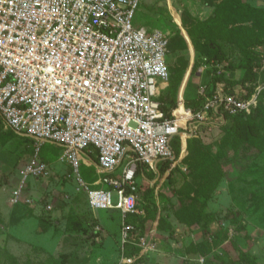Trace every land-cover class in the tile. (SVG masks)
<instances>
[{
  "label": "built area",
  "instance_id": "1",
  "mask_svg": "<svg viewBox=\"0 0 264 264\" xmlns=\"http://www.w3.org/2000/svg\"><path fill=\"white\" fill-rule=\"evenodd\" d=\"M140 4L0 0V118L35 143L11 203L33 204L24 196L28 177L50 176L39 159L42 144L64 149L61 160L82 187L80 166L87 155L103 176L86 188L90 208L119 211L123 251L129 245L141 249L132 257L124 253L123 264H140L153 249L151 239L131 238L136 229L128 222L138 214L139 167L159 174L165 162L176 161L174 140L199 138L228 117L250 115L263 90L258 86L242 98L223 83L201 86L200 107L178 105L167 114L159 98L171 81L170 39L163 31L135 26Z\"/></svg>",
  "mask_w": 264,
  "mask_h": 264
},
{
  "label": "rangeland",
  "instance_id": "2",
  "mask_svg": "<svg viewBox=\"0 0 264 264\" xmlns=\"http://www.w3.org/2000/svg\"><path fill=\"white\" fill-rule=\"evenodd\" d=\"M217 3V0H141L137 10L135 26L169 35L172 47L167 62L172 81L180 84L182 100L198 98L200 87L212 89L220 76L225 77L223 82L231 94L242 97L252 85L262 87L264 92V48L256 50L263 60V68L256 72V84L248 82L243 86L245 72L227 70L229 64H239L243 55L231 40L233 35L222 31L232 12L224 13L209 32L208 23ZM197 21L204 26L197 31L203 37L202 45L196 47L187 31H196ZM177 29L185 39L186 46L181 48H178L181 39L175 36ZM204 41L209 43V48H204ZM262 99L263 108L252 114L249 123L240 122L236 127L233 122L231 126L245 133L264 127ZM230 129V123L227 127L205 128L196 142L211 145L217 151L223 144L234 141ZM188 141L182 145V152L174 163L162 165L159 175L149 169L138 175L139 201L135 216L146 219L145 232L159 244L154 256L145 257L139 263L264 264V152L255 170L245 174L231 171L207 200L201 214L207 218L212 214L210 231L205 234L200 227L191 231L184 225V230L177 232L180 221L175 216L176 193L187 183L195 187L199 183V177L190 173L194 165L189 163ZM34 152V141L5 130L0 118V264L13 261L17 264H123V254L129 250L122 249L121 213L93 211L88 204L86 188L95 187V182L103 176L97 173L96 165L87 155L84 154L80 166V178L86 185L82 187L70 164L61 160L64 149L50 142L42 144L39 159L48 165L50 176L41 179L29 176L24 196L31 197L33 204L12 205L13 192L21 186L22 173ZM200 199L202 203L205 201L204 197ZM114 201L117 202L116 195ZM89 212H93V217ZM83 214L86 216H80ZM130 221L137 225L140 235V220L133 215ZM98 227L101 231L97 235ZM201 245H205L203 249L207 252L210 248L207 255L201 253Z\"/></svg>",
  "mask_w": 264,
  "mask_h": 264
},
{
  "label": "trees",
  "instance_id": "3",
  "mask_svg": "<svg viewBox=\"0 0 264 264\" xmlns=\"http://www.w3.org/2000/svg\"><path fill=\"white\" fill-rule=\"evenodd\" d=\"M217 2L216 10L211 16L210 22L208 23L210 25L209 32H212L211 29L214 27L213 23L220 22L222 20L224 13L232 12L230 20L225 26L222 27V31L229 32V34L233 35L231 40L236 43L243 55L239 64H229L226 68L229 71L236 72L243 70L245 72V77L242 80L243 86L248 82L256 84V72L263 68V60L256 50L258 48H264V6L254 7L248 3V0H217ZM230 25L234 28L230 29ZM203 26L204 23L197 21L196 25L194 26L196 31L190 29L187 31L189 38L196 47L198 44L202 45L203 37L201 38L197 31L203 28ZM175 33L176 38L178 37V39H181L178 48H181V45L186 46L183 33L179 29H177ZM204 42V48H209V43H207V41ZM171 47L172 45L170 42L169 52ZM213 53L215 54V51ZM217 60L220 62L222 61L220 57H217ZM169 70L171 74L170 84L165 90H163L159 98L163 104V110L169 114L170 111L178 105L182 107H191L193 109L200 107L202 100L199 98L182 100L179 97L180 84L172 81L170 67ZM223 79H225V77L220 76L216 79V82L219 83L223 81ZM256 88L257 87H253L252 85V87L248 89V93L242 96V98H248L256 91ZM263 97L264 92L262 90L259 94L258 106L252 111L250 115L239 114L234 117L227 118L224 127H227L230 123V131L234 137V141L229 145L223 144L221 148H218V150L215 151L211 145H204L199 141L196 142L197 140H200L199 138H192L187 142L188 151L190 154L189 163L194 165V169L190 173L193 176L199 177V183L197 187H195V185L192 183H187L184 188L180 189L178 193H176L178 199L175 206L176 208L178 207V209L175 212V216L180 221V223L186 225L191 231L197 230V227L202 228L205 234L210 231V218L212 217V214H209L207 218L204 215L202 216L201 213L204 211V209H206L207 200L211 198V196L220 186L221 181L227 177L231 171L237 172L238 174H245L256 169L257 160L264 152V139L262 136V134H264V127H258L257 132L250 131L247 133L238 132L236 127L240 122L249 123V119L252 114L259 108H263ZM233 122L236 124L233 126L236 127L231 126ZM185 143L186 142L182 139L174 140L173 145L176 152V158H178V155L180 152H182V145ZM169 163L170 162H165L163 164L164 167L169 165ZM144 169L146 168L140 166L139 174ZM201 197L205 198L203 203L201 202ZM89 215L92 216L93 213L89 212ZM133 215L135 218L140 220L139 228L141 231H139L140 235H138L137 225L134 224L136 230L131 233V238H142L147 236V232H145L147 226L146 219L136 217L135 214ZM133 215L129 216L128 222L130 224H132L130 219L133 217ZM80 216L86 215L83 214ZM75 223L78 222L75 221ZM98 233L99 232L96 231L97 235ZM200 248H205V245H201ZM208 248L209 246L207 249ZM127 249L129 252L127 251L125 255L126 257H132L141 252V249L134 245H129L126 250ZM209 250L210 248L208 249V252ZM208 252L204 249L201 250L203 255H207ZM12 264L17 263L13 261Z\"/></svg>",
  "mask_w": 264,
  "mask_h": 264
},
{
  "label": "crops",
  "instance_id": "4",
  "mask_svg": "<svg viewBox=\"0 0 264 264\" xmlns=\"http://www.w3.org/2000/svg\"><path fill=\"white\" fill-rule=\"evenodd\" d=\"M248 3L250 4V5H252V6H254V7H256V6H264V0H248ZM149 32V31H148ZM237 72V71H236ZM238 73V72H237ZM236 73V74H237ZM219 83H223V84H225L223 81H221V82H219ZM225 86H226V84H225ZM227 87V86H226ZM2 123H3V125L5 126V124H4V122L2 121ZM5 130H10V129H7L6 128V126H5ZM12 131V130H11ZM17 134V133H16ZM19 135V134H18ZM34 154H35V152H34ZM34 154H33V157H34ZM32 159V158H31ZM30 162V161H29ZM28 162V163H29ZM88 164L89 165H91L89 162H88ZM159 173H160V171H159ZM157 175H159V174H157ZM27 198H29V199H31L32 200V198L31 197H29V196H26ZM20 205H22V206H27V204H25V203H20L19 205H14V206H20ZM92 210V209H91ZM94 211V210H93ZM93 213V212H92ZM176 230H177V232H180L181 230H184L183 228H185L184 227V224H181V223H179L178 225H176ZM145 238H147V239H151V237L149 236V235H147V236H145ZM152 240V239H151ZM156 242L157 241H155V240H153V249H152V251L151 252H149V254L146 256V258L147 257H151V256H154V252H156L157 251V249L159 248V244H158V242H157V244H156ZM145 258V257H144ZM143 258V259H144Z\"/></svg>",
  "mask_w": 264,
  "mask_h": 264
}]
</instances>
